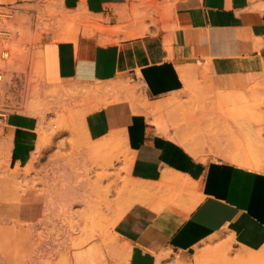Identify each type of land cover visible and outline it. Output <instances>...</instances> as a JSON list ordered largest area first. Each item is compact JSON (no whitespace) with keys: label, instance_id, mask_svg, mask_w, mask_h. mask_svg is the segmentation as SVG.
<instances>
[{"label":"crops","instance_id":"1","mask_svg":"<svg viewBox=\"0 0 264 264\" xmlns=\"http://www.w3.org/2000/svg\"><path fill=\"white\" fill-rule=\"evenodd\" d=\"M145 1L161 8L157 26L143 35V21L134 22L137 0H63L66 9H80L73 14L122 30L81 33L62 42L48 38L43 45L50 88L83 83L100 89L91 96L99 98L100 108L84 122L89 140L96 141L87 154L95 157L98 142L117 137L130 180L142 187L113 225L112 256L106 261L97 246H90L76 252L72 264H158L164 256L188 263L214 238L230 243L238 254L257 252L264 248V107L256 133L247 118L235 124L216 116V110L245 108L246 87L256 78L264 82V0ZM145 12L142 7L140 13ZM227 96L236 102L225 103ZM159 104L165 106L157 112ZM226 122L232 129L222 133ZM39 127L34 115L0 112V157L11 167L26 166L44 141ZM195 131L201 133L190 138ZM237 138L245 140L238 149ZM19 177L16 172L9 179ZM9 179L0 180V190ZM101 203L97 197L92 210L102 212ZM33 209L20 214L34 218ZM75 220L71 214L65 220L69 237L78 227ZM86 220L88 232L99 229V216ZM10 236L9 229L0 230V264H17L25 252ZM39 242L47 248L57 240ZM169 259L161 264H170Z\"/></svg>","mask_w":264,"mask_h":264},{"label":"rangeland","instance_id":"2","mask_svg":"<svg viewBox=\"0 0 264 264\" xmlns=\"http://www.w3.org/2000/svg\"><path fill=\"white\" fill-rule=\"evenodd\" d=\"M17 1L0 0V3L14 4L16 9L8 27L11 34L5 39L9 43L0 40V53L3 50L8 51V57L0 60V112L34 115L39 119V123V112H45L46 125L50 132L54 128L55 133L50 136L49 145L45 144L43 156L39 157L37 163L33 162L35 157L32 156L26 166L11 167L5 157H0V180L9 179L16 172L20 176L16 180H7V187L0 190V230L9 229L12 235L9 241L24 245L25 252L21 254V259L16 261L17 264H72L75 253L90 246H97L107 261L113 254L108 246L116 242L113 225L120 212H125L133 202L132 195L135 192L129 191L126 185L131 182L129 174L123 171L124 168L128 169L126 151L123 145L119 146V149L111 147L108 151L106 148L103 150L104 141H101L96 144L99 150L95 152V157L87 154V151L94 147L92 142L96 141L90 139V142L84 122L90 112L100 108L99 98L91 97L95 90L97 93L100 89L94 88L97 87L96 84L73 82L70 83L78 88H50L43 73L42 49L48 38L62 42L76 39L81 33L115 35L114 32L118 29L114 28L119 26L104 27L82 13L73 14L80 9H66L63 0H20L34 3L23 6H18ZM137 1L134 22L142 20L143 35L149 34L152 28L157 26L156 16L161 8L160 4ZM142 7L146 8L143 14L140 13ZM23 11L27 12L28 16L23 14ZM101 28L107 31H98ZM201 84H204L203 81ZM246 88L250 89L248 99L243 102L245 104L247 101L245 108L223 107L216 110V116L235 124L247 118L252 131L256 133L254 127L263 124L264 82L261 78H256ZM222 100L225 103L236 102V98L230 96ZM40 129L41 124L38 128L39 137ZM231 129L232 125L226 122L221 132L228 133ZM199 133L201 132H193L190 138L198 137ZM237 139L234 140L236 149L245 142L244 139ZM257 145L260 146V142ZM255 148L256 144L253 146L254 152ZM29 167L32 170L26 174ZM97 197L102 200V212L92 210ZM22 209H33L36 217L33 218L26 211L20 214ZM70 214L76 217L75 223L78 227L69 237L65 234V220ZM97 216L101 218L99 229L88 232L85 228L86 219ZM45 239L57 242L42 248L39 241ZM1 240L0 237V244ZM204 248L206 253L202 257L203 261L206 258L212 261L213 256L218 255V248L228 249V258L239 255V250L233 248L230 243L223 244L215 240L213 243L205 242L203 248L199 249L188 263L179 256H173L174 260H170V257L167 259L170 264H198L197 255H201L199 251ZM50 252L51 256L48 255Z\"/></svg>","mask_w":264,"mask_h":264},{"label":"bare ground","instance_id":"3","mask_svg":"<svg viewBox=\"0 0 264 264\" xmlns=\"http://www.w3.org/2000/svg\"><path fill=\"white\" fill-rule=\"evenodd\" d=\"M122 30V29H121ZM121 30H117L115 33H119ZM98 31H100V32H105V31H107L106 29H104V28H101L100 30H98ZM123 33V32H122ZM125 33H127V31L126 32H124V34ZM129 33V32H128ZM137 34H130L129 35V37H133V36H136ZM5 42L6 43H9V41H7V40H5ZM5 57V56H4ZM0 60H3V58H1ZM41 61V60H40ZM42 63V62H41ZM38 66V65H37ZM86 89V88H85ZM106 89H108V88H106ZM98 91V90H97ZM102 91V90H101ZM104 91V90H103ZM108 91V90H107ZM95 92H96V90H95ZM98 93V92H97ZM79 94V93H78ZM106 94H107V92H106ZM104 95H105V93H104ZM119 100V97H117V99H116V101H118ZM172 103V102H171ZM170 104V103H169ZM165 106V104H159L157 107H156V111L157 112H159V111H162L163 109V107ZM137 107V106H136ZM46 108V107H45ZM135 108V107H134ZM47 109V108H46ZM73 112V111H72ZM40 113V116H41V120H40V124H41V129H40V135H41V137L43 136V139H44V141L41 143V146L38 148V150H36L37 151V156L34 158V163H35V161H36V163H37V161H38V159H39V157L41 156V154L43 153L42 151L44 150V146H45V144H48V141L50 140V136L52 135V133L54 134L55 133V131H54V128L52 129V132H50V129L47 127V125H46V123H47V120H46V115H45V112H39ZM38 113V114H39ZM54 131V132H53ZM116 140H117V137H111V139L110 140H105L104 142H103V145H104V148H107L108 146H110V144L111 145H114V147L116 148V147H118V149H119V146L116 144ZM237 140H239V139H237ZM237 140H236V142H237ZM50 143V142H49ZM240 143V142H239ZM51 144V143H50ZM243 144V143H242ZM49 145V144H48ZM119 145H123L122 144V142L119 144ZM241 147H243V145H241ZM43 149V150H42ZM192 150V149H191ZM249 151H250V149H249ZM192 152H194V150H192ZM36 154V153H35ZM115 157V156H114ZM33 163V164H34ZM244 163V162H243ZM131 165V164H130ZM243 165V164H242ZM246 166H248V167H250V168H258V166H253L252 164H248V163H246L245 164ZM129 168V167H128ZM31 170H32V168L31 167H29V168H27L26 169V174H28V173H30L31 172ZM123 171L125 172H127L128 174H129V176H130V172H129V170L127 169H123ZM105 177H107L108 178V175H106ZM126 183V182H125ZM129 188V191H138V189L141 187V185L139 184V183H137V182H135V181H133V182H130L129 184H126ZM141 189H142V187H141ZM72 228V230H74V227H71ZM215 240H217V238H214V239H212L211 240V243H213V241H215ZM223 248V247H222ZM222 248H218L219 249V251H218V255H214L213 257V260L212 261H208V259L206 258V260H202V257H204V255H205V250L204 251H199L200 253H201V255L200 254H198L197 256H198V258L196 259V261L198 262V264H199V262L201 263V264H262V263H264V248H262L261 250H259V251H257V252H249V253H247V254H239V255H237V256H235V257H233L232 259L231 258H228L227 257V250L226 249H222ZM221 252V253H220ZM229 252V251H228ZM195 257V256H194ZM166 258H169V256H164V257H161L160 258V261L158 262V264H161L162 263V261L164 260V259H166Z\"/></svg>","mask_w":264,"mask_h":264},{"label":"built area","instance_id":"4","mask_svg":"<svg viewBox=\"0 0 264 264\" xmlns=\"http://www.w3.org/2000/svg\"><path fill=\"white\" fill-rule=\"evenodd\" d=\"M14 4H5L0 3V40H5L10 36V31L8 30L9 24L16 13V9L13 6ZM8 57V51L3 50L0 53V59ZM2 74L0 70V88L2 87Z\"/></svg>","mask_w":264,"mask_h":264}]
</instances>
